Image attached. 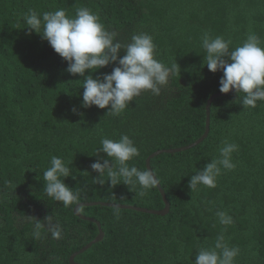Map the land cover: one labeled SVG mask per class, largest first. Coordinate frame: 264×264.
<instances>
[{
	"label": "trees",
	"instance_id": "1",
	"mask_svg": "<svg viewBox=\"0 0 264 264\" xmlns=\"http://www.w3.org/2000/svg\"><path fill=\"white\" fill-rule=\"evenodd\" d=\"M80 7L98 15L122 43L141 32L153 37L155 58L176 65L159 95L142 93L118 116L82 107L83 78L69 74L67 61L24 22L30 10L42 16L63 8L72 16ZM204 32L230 40V49L249 33L264 46V0H0V264H71L69 257L99 235L98 222L103 239L75 263L194 264L199 249L214 246L223 233L240 249L236 264H264V101L245 109L237 92L213 100L210 133L201 144L151 159L171 206L167 215L120 208L117 219L113 207L102 205L80 207L93 221L75 214L76 205L94 202L165 208L157 186L140 197L139 186H112L106 175L99 185L91 165L109 159L97 155L102 138L128 135L139 149L129 164L145 170L152 154L203 137L206 105L221 93L223 76L204 65ZM117 66L86 75L102 78ZM225 141L238 146L235 169L222 170L215 188L192 193L191 176L219 156ZM53 156L69 167L70 176L61 179L79 196L69 207L44 192L43 173ZM217 211L233 223L220 224ZM49 216L59 238L46 226Z\"/></svg>",
	"mask_w": 264,
	"mask_h": 264
},
{
	"label": "clouds",
	"instance_id": "2",
	"mask_svg": "<svg viewBox=\"0 0 264 264\" xmlns=\"http://www.w3.org/2000/svg\"><path fill=\"white\" fill-rule=\"evenodd\" d=\"M24 22L25 28L40 34L55 53L67 61L69 74L83 78L82 107L108 109L107 116H118L142 93L159 95L161 88L175 74L176 65L166 66L155 58V45L150 34H134L130 42L122 43L117 39V33L107 30L100 17L86 7L77 8L72 16L63 8L46 11L42 16L30 10ZM200 40L206 52L204 65L212 73L223 72L219 88L221 93L235 90L239 96L237 102L245 109L255 108L258 101H264V46L258 35L249 33L240 45L232 49L230 40L222 36L213 37L208 32H204ZM121 51L124 52L122 56ZM113 63L119 66L102 78L86 75L97 73ZM100 144L97 155L103 152L109 159L92 163V170L98 173L94 177L96 184L104 185L106 175L112 186L121 182L132 187L139 186L136 194L140 197L157 186L152 170H140L129 164L139 156V149L128 135L122 134L118 140L102 138ZM237 150L236 144L225 141L219 148V156L191 176L188 184L191 192L198 191L200 186L215 188L222 170L235 169L232 154ZM69 176V167L58 156L51 158L50 166L43 173L44 192L65 207L79 198L78 193L65 184V179H61ZM9 186L14 187L11 182ZM113 214L119 218L120 205L113 206ZM216 216L222 225L233 223V218L225 211H217ZM45 221L52 237L59 238L58 225L52 222L50 216ZM35 229L33 234L38 237L39 223ZM239 252V248L229 246L221 233L217 235L214 246L199 249L194 264H236Z\"/></svg>",
	"mask_w": 264,
	"mask_h": 264
},
{
	"label": "water",
	"instance_id": "3",
	"mask_svg": "<svg viewBox=\"0 0 264 264\" xmlns=\"http://www.w3.org/2000/svg\"><path fill=\"white\" fill-rule=\"evenodd\" d=\"M236 92L235 90H233L232 92L228 93V94H223V93H218V94H215L214 96H212L209 100H208V104L206 105L207 106V117H206V131H205V134L203 135V137H201L198 141H196L195 143L191 144V145H188V146H185V147H182V148H176V149H169V150H161V151H158L157 153H154L152 154L148 159H147V169H150L152 170L151 168V165H150V162H151V159L155 158L157 155L159 154H162V153H180V152H184V151H187V150H190L192 149L193 147H196L198 146L199 144H201L209 135L210 133V124H211V120H210V117H211V109H210V105L212 104L213 100L217 97H220V96H224V95H229V94H232ZM153 171V170H152ZM155 175V174H154ZM156 177V176H155ZM158 181V179H157ZM157 187L160 189V192H161V195L164 199V203H165V208L162 209V210H148V209H144V208H137V207H132V206H126V205H120V208H124V209H130V210H134V211H138V212H143V213H149V214H152V215H160V216H165L167 215L169 212H170V203L167 199V196H166V193L165 191L162 189L159 181L157 183ZM95 205H102V206H109V207H113L114 205H117V204H111V203H104V202H94V203H80L78 205H76L75 208V214L79 217H81L82 219H86V220H91L93 221L92 218H88V217H85L83 215L80 214L79 212V209L80 207L82 206H95ZM98 227H99V235L95 238V240H93L91 243H89L88 245H86L83 249H81L79 251V253H83L85 252L86 250H88L91 246H93L95 243H98L100 242L103 237H104V232H103V229L101 227V224L98 222ZM79 253H74L73 255H71L70 258V263L71 264H77L75 263V257L79 254Z\"/></svg>",
	"mask_w": 264,
	"mask_h": 264
}]
</instances>
